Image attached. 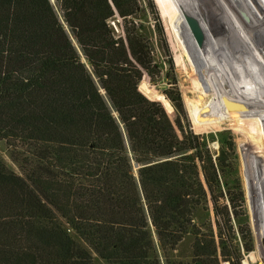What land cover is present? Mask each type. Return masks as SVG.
Instances as JSON below:
<instances>
[{"label":"trees","instance_id":"obj_1","mask_svg":"<svg viewBox=\"0 0 264 264\" xmlns=\"http://www.w3.org/2000/svg\"><path fill=\"white\" fill-rule=\"evenodd\" d=\"M56 2L81 55L49 0H0V141L18 168L0 156V264H240L176 81L173 120L138 89L162 76L141 0Z\"/></svg>","mask_w":264,"mask_h":264},{"label":"rangeland","instance_id":"obj_2","mask_svg":"<svg viewBox=\"0 0 264 264\" xmlns=\"http://www.w3.org/2000/svg\"><path fill=\"white\" fill-rule=\"evenodd\" d=\"M49 1L76 46L61 18L56 0ZM140 4L137 22L141 32L151 42L162 76L158 84H154L144 73L138 89L148 99L160 102L173 120V105L162 90L170 86L166 82V74L176 81L191 128L201 142V166L209 197L222 210L239 263L264 264V125L260 124L263 128L260 127L262 131H258L259 125L250 118L235 113H218L211 106V92L207 91L205 85L210 81L206 77L207 67L203 66L205 44L200 35L204 27L212 30L214 25L211 20L209 24L201 12L196 13L188 0H141ZM116 19L120 28L123 21L117 14ZM119 34H122L121 31ZM81 59L86 65L83 57ZM169 61L173 63L171 71ZM93 80L98 86L95 78ZM163 99L169 106L164 104ZM195 103L201 108L198 119L192 115L194 124L188 106L191 111ZM0 156L8 167L18 172L2 141ZM227 206L229 212H225ZM250 241L252 250L248 252L245 243ZM92 256L95 263L107 264L95 254Z\"/></svg>","mask_w":264,"mask_h":264},{"label":"bare ground","instance_id":"obj_3","mask_svg":"<svg viewBox=\"0 0 264 264\" xmlns=\"http://www.w3.org/2000/svg\"><path fill=\"white\" fill-rule=\"evenodd\" d=\"M188 3L214 25L212 30L204 27L200 31L205 44L203 66L207 67L206 77L210 81L205 85L211 92V106L218 113L246 116L262 131L264 0H188Z\"/></svg>","mask_w":264,"mask_h":264},{"label":"built area","instance_id":"obj_4","mask_svg":"<svg viewBox=\"0 0 264 264\" xmlns=\"http://www.w3.org/2000/svg\"><path fill=\"white\" fill-rule=\"evenodd\" d=\"M116 23H118L119 24V20L118 19H116V20H111L110 21V24H111V26L113 27V29H114V31L116 32V33H119L120 31L122 32V28L120 29V28H118V26H117V24Z\"/></svg>","mask_w":264,"mask_h":264},{"label":"water","instance_id":"obj_5","mask_svg":"<svg viewBox=\"0 0 264 264\" xmlns=\"http://www.w3.org/2000/svg\"><path fill=\"white\" fill-rule=\"evenodd\" d=\"M134 166L136 167L137 166V164H134ZM225 262V261H224ZM227 264H229V263H227Z\"/></svg>","mask_w":264,"mask_h":264}]
</instances>
